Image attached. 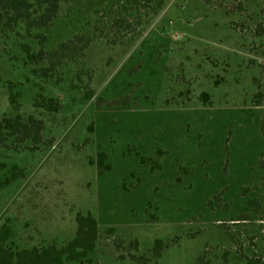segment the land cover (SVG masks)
<instances>
[{"label": "rangeland", "instance_id": "rangeland-1", "mask_svg": "<svg viewBox=\"0 0 264 264\" xmlns=\"http://www.w3.org/2000/svg\"><path fill=\"white\" fill-rule=\"evenodd\" d=\"M66 40L86 47L54 70L22 49ZM16 114L53 140L0 145L17 247L66 242L90 211L98 264H264V0H60L47 30L0 28V119Z\"/></svg>", "mask_w": 264, "mask_h": 264}, {"label": "trees", "instance_id": "trees-1", "mask_svg": "<svg viewBox=\"0 0 264 264\" xmlns=\"http://www.w3.org/2000/svg\"><path fill=\"white\" fill-rule=\"evenodd\" d=\"M60 0H0V28L13 29L20 22H25L27 28L47 30L57 16ZM40 41L45 40L43 33ZM74 40H66L59 46L45 52L40 49L37 53L30 52L27 44L22 45L23 51L29 60L39 62L46 59L48 67L46 71L54 70L56 66L72 61L76 51L82 52L86 46H75ZM85 44V43H84ZM46 75V73H43ZM11 87V86H10ZM19 93L10 89L8 101L14 111H19ZM89 96V95H88ZM34 99L33 106L44 108L50 112L59 109L58 100L53 97ZM200 98L206 101L208 93H201ZM44 123L41 119L28 115L23 118L20 114L15 116H2L0 119V145L16 149L19 144L29 142L31 151L39 149L40 145L51 146L53 140L43 138ZM108 155L104 151H97L95 156L89 158V164L95 165L98 174L110 169L107 162ZM0 166H3L0 164ZM76 229L71 239L59 243L54 239H41L31 247L19 248L13 242L15 231L10 219H6L0 226V264H98L94 259L97 242L99 239L98 222L90 211L77 212L74 216ZM136 246V243H133ZM117 245V243H116ZM163 251L161 240H155L152 247L154 257L159 258ZM133 260L140 261L141 257L130 255ZM255 264L256 261H252Z\"/></svg>", "mask_w": 264, "mask_h": 264}, {"label": "crops", "instance_id": "crops-1", "mask_svg": "<svg viewBox=\"0 0 264 264\" xmlns=\"http://www.w3.org/2000/svg\"><path fill=\"white\" fill-rule=\"evenodd\" d=\"M36 193V192H35ZM30 197H32V196H30V194L25 198V199H27L28 200V198H30ZM34 197H36L37 198V196L36 195H34ZM30 207V206H29ZM76 229V228H75Z\"/></svg>", "mask_w": 264, "mask_h": 264}]
</instances>
